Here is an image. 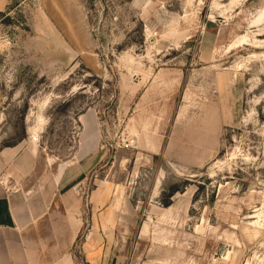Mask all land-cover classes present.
Segmentation results:
<instances>
[{
	"label": "rangeland",
	"instance_id": "374dc122",
	"mask_svg": "<svg viewBox=\"0 0 264 264\" xmlns=\"http://www.w3.org/2000/svg\"><path fill=\"white\" fill-rule=\"evenodd\" d=\"M229 1L0 0V150L41 177L94 122L74 264H264V0Z\"/></svg>",
	"mask_w": 264,
	"mask_h": 264
},
{
	"label": "crops",
	"instance_id": "0c3cea01",
	"mask_svg": "<svg viewBox=\"0 0 264 264\" xmlns=\"http://www.w3.org/2000/svg\"><path fill=\"white\" fill-rule=\"evenodd\" d=\"M94 127V122L86 124L88 130L74 154L56 163L55 169H48L46 162L41 177L27 171L19 160L15 162L20 153L17 146L0 150V264H61L66 256L74 264L71 249L84 225L80 206L83 183L101 160ZM10 161L9 167L4 166ZM108 195L104 185L90 191L91 210L99 209ZM93 231L86 233L85 242ZM82 253L86 264H112L104 246L91 244Z\"/></svg>",
	"mask_w": 264,
	"mask_h": 264
},
{
	"label": "bare ground",
	"instance_id": "6f19581e",
	"mask_svg": "<svg viewBox=\"0 0 264 264\" xmlns=\"http://www.w3.org/2000/svg\"><path fill=\"white\" fill-rule=\"evenodd\" d=\"M239 1L240 0H230L229 6L236 5ZM263 23H264V8L260 10L259 14L254 19H252V21L250 22V26L255 27V26H259L260 24H263ZM259 30L261 31V29H259ZM262 30L264 31V29H262ZM238 41L247 44L248 39L246 37H243V38H240ZM236 44L237 43L231 44L230 48L233 50L235 48ZM28 134H30V136L33 139L37 138L36 125L30 126L28 128ZM64 263H65V261H64Z\"/></svg>",
	"mask_w": 264,
	"mask_h": 264
}]
</instances>
